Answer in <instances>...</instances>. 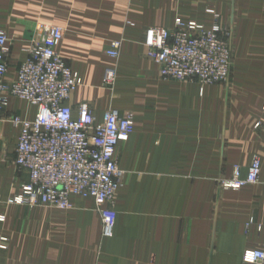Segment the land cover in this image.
<instances>
[{
    "label": "crops",
    "instance_id": "1",
    "mask_svg": "<svg viewBox=\"0 0 264 264\" xmlns=\"http://www.w3.org/2000/svg\"><path fill=\"white\" fill-rule=\"evenodd\" d=\"M209 9L231 27L229 80L162 78L145 57L146 28H171L176 17L210 26ZM38 24L62 28L57 51L82 77L67 103L87 101L98 120L131 112L134 129L116 149L121 182L106 237L92 197L71 196L68 209L8 201L27 179L15 168L9 116L36 112L11 98L0 112V264H247L244 249L264 244V0H0L8 77L39 40ZM113 40L117 57L106 53ZM108 67L112 87L101 81ZM253 156L258 181L225 186Z\"/></svg>",
    "mask_w": 264,
    "mask_h": 264
},
{
    "label": "built area",
    "instance_id": "2",
    "mask_svg": "<svg viewBox=\"0 0 264 264\" xmlns=\"http://www.w3.org/2000/svg\"><path fill=\"white\" fill-rule=\"evenodd\" d=\"M213 14L210 26L176 17L171 28L149 26L144 32L145 57L158 65L162 78L181 82L196 81L201 86L226 83L232 65V31ZM39 40L29 49L28 57L14 76L8 77V36L0 29V112L11 98L36 108L34 116L11 114L17 129L14 163L27 174L19 192L9 198L16 204H47L61 209L71 207L70 197H92L102 221L103 236L110 237L115 224V194L121 182L116 149L134 129L131 112L105 110L101 120L87 101L75 107L67 101L82 83L80 74L66 64L57 51L63 31L60 26L38 24ZM121 42L113 40L106 53L119 54ZM116 71L104 70L102 85H113ZM264 111V99L261 103ZM260 122L255 124L256 127ZM262 164L253 156L244 174L233 166L232 177L224 185L243 187L258 181ZM4 219L0 215V221ZM261 226H258L260 229ZM0 235V249L6 248ZM242 261L264 264V244L246 248Z\"/></svg>",
    "mask_w": 264,
    "mask_h": 264
},
{
    "label": "rangeland",
    "instance_id": "3",
    "mask_svg": "<svg viewBox=\"0 0 264 264\" xmlns=\"http://www.w3.org/2000/svg\"><path fill=\"white\" fill-rule=\"evenodd\" d=\"M120 41V40H119ZM116 71V70H115ZM116 75H117V72H116ZM116 79V78H115ZM113 85H111V86H108V87H112ZM90 105V104H89ZM91 107V106H90ZM92 109V108H91ZM93 110V109H92ZM133 115V114H132ZM15 168H17V167H15ZM18 169V168H17ZM16 169V170H17Z\"/></svg>",
    "mask_w": 264,
    "mask_h": 264
}]
</instances>
